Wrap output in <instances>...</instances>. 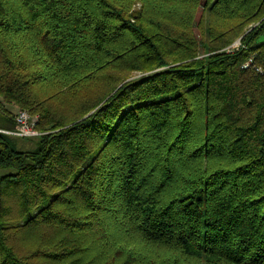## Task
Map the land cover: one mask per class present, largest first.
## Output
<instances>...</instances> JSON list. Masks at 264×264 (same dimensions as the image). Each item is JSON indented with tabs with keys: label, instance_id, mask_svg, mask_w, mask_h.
I'll list each match as a JSON object with an SVG mask.
<instances>
[{
	"label": "trees",
	"instance_id": "16d2710c",
	"mask_svg": "<svg viewBox=\"0 0 264 264\" xmlns=\"http://www.w3.org/2000/svg\"><path fill=\"white\" fill-rule=\"evenodd\" d=\"M0 264H264V0H0Z\"/></svg>",
	"mask_w": 264,
	"mask_h": 264
},
{
	"label": "built area",
	"instance_id": "2783aa9c",
	"mask_svg": "<svg viewBox=\"0 0 264 264\" xmlns=\"http://www.w3.org/2000/svg\"><path fill=\"white\" fill-rule=\"evenodd\" d=\"M240 41L234 42L231 46H238ZM231 50V48H228ZM248 65V63L246 64ZM16 127L14 130H4L5 132L19 135V136H31L39 134V130L36 129V124L38 121L37 115H32L29 111L25 109H20L16 113Z\"/></svg>",
	"mask_w": 264,
	"mask_h": 264
},
{
	"label": "rangeland",
	"instance_id": "374dc122",
	"mask_svg": "<svg viewBox=\"0 0 264 264\" xmlns=\"http://www.w3.org/2000/svg\"><path fill=\"white\" fill-rule=\"evenodd\" d=\"M236 42H238V39L236 40ZM9 107L13 110V112L16 115V113L18 112L17 107L16 106H10V105H9ZM32 115H37V114H32ZM37 139H38V137H25V138L17 137V140H18L17 141V147L18 148H22V149H30V148H33L35 146V144H36Z\"/></svg>",
	"mask_w": 264,
	"mask_h": 264
}]
</instances>
